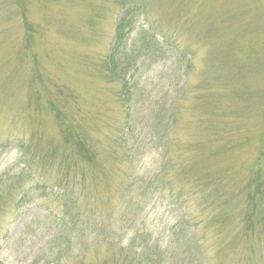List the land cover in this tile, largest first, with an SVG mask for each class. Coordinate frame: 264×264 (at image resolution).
Returning a JSON list of instances; mask_svg holds the SVG:
<instances>
[{"label":"rangeland","instance_id":"374dc122","mask_svg":"<svg viewBox=\"0 0 264 264\" xmlns=\"http://www.w3.org/2000/svg\"><path fill=\"white\" fill-rule=\"evenodd\" d=\"M22 4L36 25L29 49L25 47L20 17ZM146 5L148 16H138L136 27L146 28L149 35L141 39L137 48L129 49L130 39L127 52L135 57L128 62L123 53L118 54L114 74L109 71L106 55L113 48L122 13L119 0H0V136L11 139L10 150L0 158V175L6 181L0 201L2 264H124L114 261L121 253H129L128 237L137 229L148 234L151 242L157 240L162 250L170 249L179 221V189H184L180 196L192 221L205 222L208 216L204 215H211L202 214L203 206H199L197 197L187 195V190L196 189V185L185 184L184 176L180 178L176 172L181 160L180 145L186 143L185 152L191 154L192 143H210L218 128L219 147L212 143L200 147V154L193 152L191 172L220 175L229 181L230 193L238 192L252 178L253 169H257L255 161L261 158L259 143H264V0H148ZM213 35L217 41L211 38ZM139 37L135 35L134 43ZM133 74L134 81L139 77L140 86H144L140 91L144 95L132 110L136 118L127 136L122 131L129 107L121 100V93L124 81L131 78L133 83ZM205 74L217 79L216 89L204 84ZM34 92L45 98L53 94L57 105L64 103L66 109L72 110L74 126L97 140L100 144L96 145L106 156L113 153L120 160H103L105 165L114 163L112 173L118 176L117 184L110 189V202L102 207V225L91 220L85 226L81 219L68 236L63 229L67 223L60 220L59 228L69 237L67 243L53 238L50 245H45L54 234L49 228L54 223L48 213L62 216L66 208L57 178L52 179L54 173L41 179L44 188L37 192L33 191L37 179L33 175L17 190L11 185L5 187L10 182L7 179L19 171L21 153L16 145L23 130L27 134L35 131L32 147L36 152L53 144L51 140L58 142L64 137L52 113L38 114L34 108L29 109L25 101ZM214 92L221 96L218 100L211 98ZM244 92L252 95L243 98ZM156 106L166 108L169 124L167 132L160 130L161 135L152 138V124L145 117ZM172 111L176 113L174 120L169 118ZM213 123L215 131H208ZM236 129L240 133L234 136ZM240 142L243 147L236 152L221 151ZM211 147L218 148L221 155L211 156ZM167 163L170 165L165 167ZM166 171L169 174L164 178L166 183L173 178L174 191L168 184L160 194L162 184L157 175L161 173L163 177ZM148 177L154 180L150 189L154 193L141 196L137 180ZM121 181L124 185L119 187ZM132 181L136 183L129 187ZM25 193L26 203H19L17 198ZM243 201L238 200L236 207L243 204L245 209ZM86 204V200L81 204L84 218L89 215ZM136 209L140 212L136 213ZM69 216L66 213L64 219ZM210 229L207 245L211 246V264H218ZM114 237L120 239L119 248L111 247ZM142 245L141 237L134 246L139 251ZM243 245L239 242L241 252L245 250ZM258 252L256 249L254 255L261 259L258 263L264 264V249L260 251L262 256Z\"/></svg>","mask_w":264,"mask_h":264},{"label":"trees","instance_id":"16d2710c","mask_svg":"<svg viewBox=\"0 0 264 264\" xmlns=\"http://www.w3.org/2000/svg\"><path fill=\"white\" fill-rule=\"evenodd\" d=\"M142 1L143 0H119V5L122 7V13L116 24L113 48L110 50V53L106 55L107 65L109 71L112 73H114V69L118 67L119 59H116L118 54L123 53L128 62H132L133 57H135L134 53L131 54L127 52V45L130 39L129 49L130 47L137 48L141 39L146 37V35H149V31H147L146 28L139 30V27H136V18L138 16H148V8L146 5L148 0H144V3ZM21 6L23 10L20 13V17L25 30L24 42L26 44L25 47L29 49L33 42V32L36 25L31 22L28 15H26V7L23 4ZM135 30H137V33ZM133 33L135 34L133 35ZM136 34H139L140 37L138 38L137 43H134ZM206 34H208V31ZM211 38L216 40L215 35ZM217 38H219V34ZM134 76L135 74L132 75V78ZM205 78L206 81L204 80V84H212L213 89H216L215 85L219 84L217 79L214 76L211 77V75L207 74H205ZM138 80L139 77L135 79L136 82L133 78L132 84L131 78L128 79L127 82L124 81V90L121 93V100L124 103H127L129 107V112L127 113V122H129V124L127 126L126 122L125 129L122 131V134H126L127 136L132 133L133 129L132 120L134 113H132V110L137 103L141 102V98L144 95V93H140L144 86H140ZM30 83L33 85V78ZM41 83H45V81L42 80ZM213 94V96H211V94L206 97L210 98L211 96V98L217 100L221 97L220 95L218 96L217 92H214ZM251 95L252 93L244 92L243 98H247ZM55 99L56 97L53 94H50L45 98L40 92H34L33 94L28 95V100L25 102H27L29 109L33 110L34 108V113H52L54 118L59 121L64 137L60 138L58 142L51 140L53 144H49L42 152H36L37 150H34L32 147L33 132L35 131L27 134L23 130L22 137L18 138L19 141L16 145L21 153V159H18L17 163L19 173L17 172L12 177H9L7 180L10 182L5 186L9 187L11 185L17 190L25 184L27 181L26 179L30 177V175H33V178H35V176L37 177V179H33V191L37 192L44 188V180L41 179L48 176L49 172L54 173L55 177L52 179L56 180L57 178L56 184L63 192L62 201L66 208L62 216L57 213H48V216L50 215L54 223V226L51 227L50 225L49 228L54 234L52 239L48 240L45 245H50V243L53 242V238H56L55 240L59 243H61V241L62 243H67L70 231L75 230L77 225H79L77 223L80 222L81 219L85 226L90 223L91 220L95 221L97 225H102L101 221L103 219L102 217H104L102 207H106L110 202V189L117 184L116 178L118 174L112 173L113 165L115 162L120 163L119 159L116 160L117 156L115 154L112 153L111 156H106V154L102 152V149L98 148V145H96L100 144L97 143V140L93 141L86 137L85 133L83 134L79 127L74 126L71 122L74 117L72 110H70V108L66 109L64 103L62 105H57L58 103ZM173 113L174 111H172L169 118L171 119L173 117L172 119L174 120V115H176V113ZM168 115L166 108H163V106H156L155 109L151 110V114L145 117L146 122L152 124V138L158 133H160L158 135L160 136V130L167 132L169 122L166 121V118ZM214 123L212 129H208V131H215L216 123ZM201 130L203 131V127H201ZM237 130L238 129L234 131V136H236L237 133H240V130ZM220 131L221 130L218 128L214 135V139H212L210 143L196 141L191 144L189 150H194L193 152L200 154V147H203L204 145L211 146L213 143L219 147L217 144H219L218 134ZM16 132L19 134V129H16ZM262 136L264 137V131L262 132ZM122 138L126 140L125 137ZM242 144L243 143H237L226 147L224 146L225 148L221 149V151L224 150V153L232 151L236 152L243 147ZM180 146L182 149V153L180 154L181 160H179L180 164L176 168V172L179 174L180 178L181 176H184L182 177V181L185 184L190 182L192 187L196 185V187H194L196 189L187 190V195L197 197L199 204H201L199 206H203L200 212L202 214L210 212V217L206 214L204 216H208V218L205 222H203V219L199 222L192 221L189 216V209L185 206V202L180 196L181 193L183 194L184 189H179L176 194V202H178L177 215H179V221L175 225L176 239L172 241V247H170V249L162 250V246L157 240L151 242V237L148 236V234L139 233L137 229L130 237H128L127 245L129 253L126 255L121 253L117 260L114 258V262L123 263L124 261V264H163L165 262L169 264L168 260H170L171 264H211V246L207 245L208 240L210 241V239H208L209 237H207V233L210 228H213L210 229L212 230L211 237L215 238L212 246H214V252H216L218 257V264H260L258 261L261 259L258 257L256 258L254 253L257 249L259 255L262 256L260 251L262 248L264 249V143H259L258 149H260L261 158L256 159L255 161L257 163V169H253L252 178L249 179L246 186L240 188L238 192L232 191V193L227 190V186L229 187L230 185V183H228L229 181L219 178L220 175H213V173L206 174V172L193 174L191 172V166L193 165L191 163L193 152L191 154L185 152L186 143L183 145L181 144ZM10 148L11 139L9 137L0 136V158L4 155L5 151L10 150ZM211 148L209 153L211 156L215 154L216 156L221 155L219 153L222 152L219 151L218 148H212V150ZM104 159H113L114 163L110 160L111 163L105 165L106 161L103 162ZM169 165L170 163H167L165 167ZM169 171H166L163 174V177L161 173L157 175L160 177L158 182L162 184V188L159 191L160 194L167 189L166 187L168 184H172L170 191H174V187H172L174 184L173 178V181L169 180L166 183L167 179L165 178L167 177V174H169ZM211 175H213V180L210 179ZM180 178L177 182H179ZM15 181L19 184H15ZM3 182L6 181L3 176L0 175V201L3 200ZM135 183L136 181H132L129 187ZM209 183H211L210 186ZM137 184L138 190H141V196L146 193H149V195L154 193L153 191H150V189L154 187V180H151L150 177L140 178L137 180ZM118 185L119 187L123 186L124 181H121ZM26 194L27 193L23 196L22 194L19 195V198H17L19 203H26ZM242 198L244 199V204H247L245 209L243 208V204L242 207H236L238 200H242ZM81 200H83L81 204L85 202V200L88 204L89 215L86 218H84V216L82 217L84 212L81 210ZM95 205H97V207H93ZM237 208H240L241 211ZM52 211L53 210L51 209L50 212ZM135 212L139 213L140 211L139 209H136ZM66 213L70 214L71 217L69 216L67 219H64ZM124 215L125 212L120 215V219H122ZM254 215L255 218H253ZM60 220L67 223L64 225L63 229H66L65 233L68 234V236H66L64 231L59 228ZM58 233H60L59 237H57ZM141 237L143 238L144 245H142V247L138 246L139 251H137V247L134 245L137 239ZM114 239L116 240H111V247L117 246L119 248L120 244L117 243V241L120 239L117 237H114ZM241 241L244 243L243 249L245 250H243V252H241L239 250L240 247H238L239 242ZM120 251H123V247H120ZM0 264H2L1 261Z\"/></svg>","mask_w":264,"mask_h":264}]
</instances>
